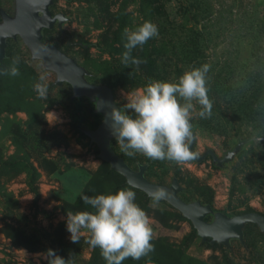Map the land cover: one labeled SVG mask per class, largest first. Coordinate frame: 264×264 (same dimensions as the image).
<instances>
[{
	"label": "rangeland",
	"instance_id": "rangeland-1",
	"mask_svg": "<svg viewBox=\"0 0 264 264\" xmlns=\"http://www.w3.org/2000/svg\"><path fill=\"white\" fill-rule=\"evenodd\" d=\"M48 9L66 20L61 30L56 24L43 29L42 42L82 67L86 81L108 87L119 109L151 81L175 83L185 71L209 65L212 115L201 118V106L192 101V150L221 159L238 146L230 161L218 166L206 155L177 164L128 156L115 140L110 147L132 170L145 166L150 183L168 186L176 179L185 203L198 201L228 217L264 216V0H53ZM0 10L12 16L13 0H0ZM145 21L159 34L132 52L146 63L126 68L124 30ZM5 43L0 72L13 57L21 59L19 76L0 74V264H48L49 249L70 264H106L100 249L85 243L86 234L71 241L67 213L92 211L81 194L122 189L136 193L155 247L122 264H264V235L254 225L243 228L244 247L236 240L228 249L210 244L165 202L152 207L150 198L127 186L85 135L102 119L93 103L71 99L65 83L54 85V74L30 59L19 38ZM40 74H46L47 99L33 90Z\"/></svg>",
	"mask_w": 264,
	"mask_h": 264
},
{
	"label": "clouds",
	"instance_id": "clouds-1",
	"mask_svg": "<svg viewBox=\"0 0 264 264\" xmlns=\"http://www.w3.org/2000/svg\"><path fill=\"white\" fill-rule=\"evenodd\" d=\"M159 30L151 21H145L134 30L125 28L121 62L127 68L137 69L146 61L133 57L137 47L141 49ZM20 57L12 58L11 64L0 74L19 76ZM209 65L185 71L178 82L151 81L132 95L123 108H113L110 113L111 129L121 150L128 156L142 154L148 159L170 161L177 164L194 160L198 154L190 151L193 139L192 112L195 100L200 106L201 118L212 115V101L208 97L205 75ZM46 74H40L33 84L38 99H47L48 86L44 83ZM179 98V99H178ZM185 103H180V100ZM131 112L134 115H129ZM168 193L156 189L150 194L151 206L157 207ZM85 205L92 211H69L66 230L73 243L79 242L82 234L87 235L85 243L91 248L100 249L106 264H122L128 258L140 260L155 251L151 243L153 231L150 218L139 207L136 193L122 189L115 194L87 196L81 194ZM48 264H70L49 249L46 254Z\"/></svg>",
	"mask_w": 264,
	"mask_h": 264
},
{
	"label": "water",
	"instance_id": "water-1",
	"mask_svg": "<svg viewBox=\"0 0 264 264\" xmlns=\"http://www.w3.org/2000/svg\"><path fill=\"white\" fill-rule=\"evenodd\" d=\"M53 0H13L12 16L0 10V61L4 58L7 39L19 38L29 53L31 60L40 61L45 71L54 74V85L67 84L71 89V99L86 98L94 105V112L101 116L100 124L93 130L86 131L89 142L98 150V158L109 168L121 176L127 186L141 191L146 197L156 189H164L168 195L161 200L176 210L185 218L196 235L210 244L222 245L229 248V241L236 240L243 247V228L252 224L259 233L264 235V216L256 212H246L230 217L216 211L210 206L202 205L198 201L183 202L177 194L181 191L176 179H171L168 186L148 182L144 178L145 166H138L137 170L129 168L110 147V141L115 140L109 118L113 108L119 109L112 97V93L105 85L92 84L86 81V72L73 60L68 58L54 46H47L42 42L41 31L51 29L54 24L61 30V23L66 19L61 14L51 15L49 7ZM68 1V0H65ZM118 142V141H117ZM194 135L190 144L193 151ZM238 146L228 152L222 159H218L211 151L208 154L216 165L221 166L232 159ZM204 156L194 159L199 162ZM211 215V221L206 222L205 216Z\"/></svg>",
	"mask_w": 264,
	"mask_h": 264
},
{
	"label": "flooded vegetation",
	"instance_id": "flooded-vegetation-1",
	"mask_svg": "<svg viewBox=\"0 0 264 264\" xmlns=\"http://www.w3.org/2000/svg\"><path fill=\"white\" fill-rule=\"evenodd\" d=\"M206 155H208V154H206V152H205V154L203 155L204 157L206 156ZM209 156V155H208ZM210 157V156H209ZM211 159V158H210ZM222 159V158H221ZM212 161V160H211ZM223 164V163H222ZM145 171V170H144Z\"/></svg>",
	"mask_w": 264,
	"mask_h": 264
},
{
	"label": "trees",
	"instance_id": "trees-1",
	"mask_svg": "<svg viewBox=\"0 0 264 264\" xmlns=\"http://www.w3.org/2000/svg\"><path fill=\"white\" fill-rule=\"evenodd\" d=\"M121 177V176H120Z\"/></svg>",
	"mask_w": 264,
	"mask_h": 264
}]
</instances>
